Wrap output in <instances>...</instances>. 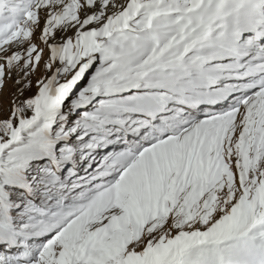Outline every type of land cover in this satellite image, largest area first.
<instances>
[{
  "label": "snow or ice",
  "instance_id": "1",
  "mask_svg": "<svg viewBox=\"0 0 264 264\" xmlns=\"http://www.w3.org/2000/svg\"><path fill=\"white\" fill-rule=\"evenodd\" d=\"M0 264H264V0H0Z\"/></svg>",
  "mask_w": 264,
  "mask_h": 264
},
{
  "label": "rangeland",
  "instance_id": "2",
  "mask_svg": "<svg viewBox=\"0 0 264 264\" xmlns=\"http://www.w3.org/2000/svg\"><path fill=\"white\" fill-rule=\"evenodd\" d=\"M12 90H13V82L9 81L6 88H5V95H7Z\"/></svg>",
  "mask_w": 264,
  "mask_h": 264
}]
</instances>
